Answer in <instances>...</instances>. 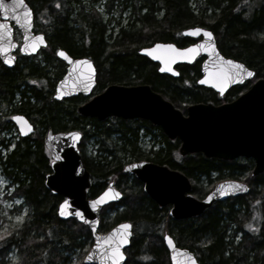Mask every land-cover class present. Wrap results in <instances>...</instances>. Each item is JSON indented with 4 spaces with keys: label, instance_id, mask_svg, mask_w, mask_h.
Segmentation results:
<instances>
[{
    "label": "trees",
    "instance_id": "obj_1",
    "mask_svg": "<svg viewBox=\"0 0 264 264\" xmlns=\"http://www.w3.org/2000/svg\"><path fill=\"white\" fill-rule=\"evenodd\" d=\"M25 1L33 11V30L44 34L46 45L32 56L17 53L13 67L0 62V104L13 105V113L25 115L35 127L29 136L0 141L6 149L0 151L1 172L13 185L11 196L22 198L27 207L22 224L0 234V264L8 262L12 250L15 264H85L83 257L92 243L89 228L72 218L59 219L56 210L62 197L44 186L50 167L42 138L49 129L81 132L78 148L90 174L88 198L98 195L109 182L121 192L120 200L100 210L97 231L107 232L123 221L131 223L124 264H170L164 234L193 252L199 264H264V171L252 175L251 158L223 160L200 152L181 156L179 139H168L147 120L114 116L99 120L76 111L110 84H148L183 114L189 104L234 100L254 80L264 78V0H193L195 6L191 0H106L105 11L112 13L118 7L120 16L128 10L125 25L114 21L116 30L108 29L111 21H103L92 5L94 0ZM39 11L43 22L38 20ZM195 26L210 30L219 52L251 69L253 78L231 86L220 97L196 83L200 60L176 64L178 76L172 77L159 73L155 62L138 53L155 42L189 45L193 39L181 31ZM56 49L92 60L96 84L90 96L53 99L54 85L65 72ZM7 126L14 127L9 118L0 117V129ZM141 138H148V148L140 145ZM89 139L96 144L94 153L86 152ZM139 160L179 170L189 178L190 192L197 198L225 179L243 181L249 191L217 201L198 216L175 220L168 215L169 205L158 206L135 176L122 171L124 164ZM213 179L214 184H203ZM253 211H257V226L248 230Z\"/></svg>",
    "mask_w": 264,
    "mask_h": 264
},
{
    "label": "water",
    "instance_id": "obj_2",
    "mask_svg": "<svg viewBox=\"0 0 264 264\" xmlns=\"http://www.w3.org/2000/svg\"><path fill=\"white\" fill-rule=\"evenodd\" d=\"M3 2L10 4L12 0H3ZM24 5L26 7L0 10V24L5 25L4 28H0V34L3 36L0 44L6 49L0 52V61L8 68L13 67L16 62V51L22 56H30L46 45L44 34L33 32V12L25 0ZM11 23L20 32V43L13 39ZM195 28L211 32L202 27L185 28L181 31L183 36L191 38L201 36V39L186 47H178L171 42H155L139 49L138 53L157 63L159 73L172 77L178 76V71L174 67L176 64H191L203 56L204 59L200 64L201 75L196 83L213 89L219 96H222L231 86L253 78L254 72L251 69L219 52L212 32L209 38L203 31L193 34L191 30ZM37 36L41 39L37 40ZM33 44L36 45L34 50L31 47ZM156 44L173 47L154 48ZM193 45L201 47L194 49L190 54L178 51L191 48ZM22 47L24 51L20 50ZM145 48L153 49V54L149 55L142 51ZM58 50L63 51L67 58L58 55ZM55 55L66 64V69L55 83L53 99L62 100L78 94L89 96L96 84V70L92 60L89 57H72L63 49H56ZM228 61L234 63L229 64ZM239 64L244 65L245 70L253 72V76L244 74L243 70L237 67ZM161 68L164 71H161ZM169 68L172 71H168ZM81 82L87 84V90ZM58 92L59 95H57ZM76 111L81 116L99 120L111 116L122 119H144L160 127L168 139H179L178 153L181 156L200 152L205 157H217L223 160H233L238 157L251 158L254 163L251 174L257 175L264 171V78L256 79L246 91L230 102L189 104L185 114L160 93L152 90L148 84L132 86L110 84L102 92L78 105ZM13 116H23L31 129L29 130L24 121L13 120ZM11 121L21 137L29 136L34 132L33 124L23 114H13ZM73 132H79L80 136H70L69 133ZM80 138L81 132L76 129L57 132L49 129L44 133L42 141L50 157V172L44 176V186L51 193L62 197L56 210L59 219L72 218L89 228L93 241L83 257L85 264H112V252L109 249L110 246L115 245L119 246V251L124 256L117 264H124L126 260L124 250L128 247L132 235L131 223L123 221L107 232L97 231L102 207L117 202L122 194L112 182H109L98 195L92 198L87 197L90 174L79 153ZM122 171L135 176L142 183L145 194L158 206L169 205L168 215L175 220L198 216L217 201L249 191L247 183L225 179L214 184L202 198H197L190 192L189 178L167 165L139 160L124 164ZM234 183L243 185L244 190L231 188ZM116 192L120 195L116 196ZM65 201H67L66 204ZM94 201L95 207H93ZM62 204L63 208H61ZM77 212L83 219L76 215ZM61 213L64 214L61 215ZM124 224L129 227L121 228L120 226ZM114 229L116 231H113ZM165 236L171 239V244ZM163 243L167 249L170 264H193V261L199 264L193 252L177 246L170 235H163Z\"/></svg>",
    "mask_w": 264,
    "mask_h": 264
},
{
    "label": "rangeland",
    "instance_id": "obj_3",
    "mask_svg": "<svg viewBox=\"0 0 264 264\" xmlns=\"http://www.w3.org/2000/svg\"><path fill=\"white\" fill-rule=\"evenodd\" d=\"M106 0H94L92 1V5L95 7V9L100 13L102 16L103 21L105 20L106 22L109 20V26L108 29H113L116 30V23L114 21L118 20L120 25H125L127 23V17H128V10H125L121 13L120 16L117 15V9L118 7H113L115 8V11L112 13L105 11L106 8L104 6ZM191 5L195 6V3L193 0H191ZM42 11V10H41ZM38 12V20L39 22H43V15L42 12ZM15 38L18 39L19 35L15 33ZM54 89V88H53ZM14 114L13 113V105H7V104H0V117L2 120L5 119H10V116ZM14 126V125H13ZM19 135L16 127L12 126H7L4 129H0V141L2 139L4 140H11L15 141L17 140V136ZM149 140L148 138H141L140 139V145L144 148L149 147ZM13 147V144L10 146ZM86 152L89 153H94L96 150V144L93 142V139H89V141L86 143ZM0 151L4 153L6 149L4 148V145L0 143ZM49 160V157H48ZM211 183H215V180L213 181H204L203 184L205 186L211 185ZM212 184V185H213ZM13 190V185H11V182L3 175L0 169V234L3 232H8L9 230H12L14 228L19 227L22 222L24 221L26 214H27V207L22 204V198L19 196H11V192ZM18 201V203H17ZM251 216L250 222L246 224V227L248 230H255L257 223H256V217H257V211H253ZM22 217L21 220L17 221L16 217ZM247 225H252V229L247 227ZM78 249L72 254L71 259L72 261H76L77 254H78ZM7 260L8 262L6 264H15V261L17 260L16 252L15 250H12L11 252L8 253L7 255Z\"/></svg>",
    "mask_w": 264,
    "mask_h": 264
},
{
    "label": "snow or ice",
    "instance_id": "obj_4",
    "mask_svg": "<svg viewBox=\"0 0 264 264\" xmlns=\"http://www.w3.org/2000/svg\"><path fill=\"white\" fill-rule=\"evenodd\" d=\"M56 6L57 7H60V5L58 3H57ZM17 7H26V5H24V0H12V2L10 4H5L3 2V0H0V10L6 9V8H13V9H15ZM28 11H30V10H28ZM4 27H5V25L0 24V28H4ZM191 31H192L193 34H198V33H200V32L203 31V33H204V35L206 37L211 38V36H212V33L211 32L205 31V30L200 29V28H195V29H192ZM2 39H3V36H2V34H0V40H2ZM36 39L37 40H40L41 38L39 36H37ZM31 47L34 50L35 47H36V45L33 44V45H31ZM160 47L172 48L173 46L172 45L162 46L160 44H156L154 46V48H160ZM200 47H201L200 45H193L191 48L181 49V50H178V51H182L184 53H189L190 54V53L193 52L194 49H198ZM20 50L21 51H24L25 49L22 47ZM3 51H6V49L4 48V46L2 44H0V52H3ZM142 51L148 53L149 55H152L153 54V49L145 48V49H142ZM58 55L67 58L66 55H65V53L63 51H61V50H58ZM6 62L10 63L11 61H6ZM85 63H87V61H85ZM228 63L229 64H232L234 62L233 61H228ZM237 67L239 69L243 70L244 74H246L247 76H249V77L253 76V72L245 70L244 69V65L239 64V65H237ZM161 71H164V69L161 68ZM168 71H172V69L169 68ZM33 83H35V81H33ZM81 83L85 87V90H87V84L86 83H83V82H81ZM57 95H59V92L57 93ZM12 119L13 120H16V121H24V124L28 126L29 130L31 129V126L28 125V122L24 119L23 116H13ZM21 132L23 133V128H21ZM69 135L72 136V137H79L80 136V133L79 132H73V133H69ZM13 147H14V145H13ZM231 188H234L235 190H244V186L243 185H241V184H235V183L233 185H231ZM105 195H107V193H105ZM115 195L116 196H119L120 193L119 192H116ZM221 195H223V193H221ZM17 203H18V201H17ZM64 203L66 204L67 201H65ZM95 204H96V202L94 201L93 202V207H95ZM63 206L64 205L62 204L61 205V208H63ZM63 214L64 213H61V215H63ZM76 215L78 217H80L81 219H83V217L81 216V214L79 212H77ZM16 219H17V221H19V220L22 219V217H19L18 216V217H16ZM120 227L121 228H127L129 226L127 224H124V225H121ZM247 227H249L250 229H252V225H247ZM113 231H116V230L114 229ZM0 238H2V237H0ZM165 239L168 241L169 244L172 243V241H171V239L169 237L165 236ZM237 239H239V237H237ZM109 250L112 252V256H111L112 264H117V262L119 260H122L124 258L123 253L119 251V246L118 245H115L114 247L113 246H110V249ZM89 255H91V254H89ZM86 258H88V257H86ZM193 264H195V261H193Z\"/></svg>",
    "mask_w": 264,
    "mask_h": 264
},
{
    "label": "flooded vegetation",
    "instance_id": "obj_5",
    "mask_svg": "<svg viewBox=\"0 0 264 264\" xmlns=\"http://www.w3.org/2000/svg\"><path fill=\"white\" fill-rule=\"evenodd\" d=\"M16 33V30H15V28H14V34ZM193 39V42L192 43H195V42H197V41H199L200 39H201V36H199V37H197V38H192ZM192 41V40H191ZM192 43H190V44H192ZM187 46V45H186ZM204 59V57L202 56L201 58H199V60H200V64H201V62H202V60ZM34 126V125H33Z\"/></svg>",
    "mask_w": 264,
    "mask_h": 264
}]
</instances>
